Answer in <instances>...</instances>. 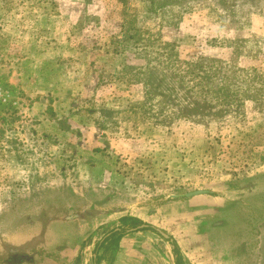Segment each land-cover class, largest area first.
<instances>
[{"label": "rangeland", "instance_id": "rangeland-1", "mask_svg": "<svg viewBox=\"0 0 264 264\" xmlns=\"http://www.w3.org/2000/svg\"><path fill=\"white\" fill-rule=\"evenodd\" d=\"M122 217L264 264V0H0V264H94ZM122 229L112 264H174Z\"/></svg>", "mask_w": 264, "mask_h": 264}, {"label": "trees", "instance_id": "trees-1", "mask_svg": "<svg viewBox=\"0 0 264 264\" xmlns=\"http://www.w3.org/2000/svg\"><path fill=\"white\" fill-rule=\"evenodd\" d=\"M124 1L125 0H123V2ZM140 1H142V3L145 5L146 14L151 17H154L156 16V12L158 10L165 9L168 7H182L184 4H186L187 2H190L191 0H140ZM185 1L186 3H183ZM126 33L124 31L122 41L131 40L133 42H136V38L138 36L139 31L135 26H131L127 30ZM118 222L120 224V228H118L119 230L114 231L115 229H112V231L110 232V236L103 239L102 242L98 243L95 246V249H94L95 257L93 259L94 264H100L105 258L103 257V254L106 253L107 251H109L110 253L108 263L112 264V262L114 261V255L117 252V249L119 246V242L125 234L124 229H122V227L137 228L139 226L145 225L142 221H140L137 218H133V217H122L121 219H119ZM141 230L151 231L157 234L155 229L149 225H146L144 228L138 231H141ZM167 241H171V245L173 247L172 252H173V255L175 256V264H183L182 256L179 252V249L175 241L170 239V237L167 239ZM102 251H103V254L101 253V255H99V252H102Z\"/></svg>", "mask_w": 264, "mask_h": 264}, {"label": "crops", "instance_id": "crops-1", "mask_svg": "<svg viewBox=\"0 0 264 264\" xmlns=\"http://www.w3.org/2000/svg\"><path fill=\"white\" fill-rule=\"evenodd\" d=\"M142 226H144V225H142ZM160 237L162 238V240H166L167 241V239H168V238L165 239L162 236H160ZM253 238L254 237L252 236L251 239H246L247 240V242H246L243 237H240L235 242H233V245H235V248H237V251L235 252V254L230 255V253L232 252V248H231V249H228V251L226 252L225 257L223 255H220L221 256L220 259L221 260H226V261L227 260H229V261H233L234 260L235 264H257V262H259V260H260V257H259V253H257L254 250V240L255 239H253ZM256 239H259V235H257ZM169 242H170V245H171V241H169ZM229 244H231V243H229ZM245 244H246V246H245V250H244V245ZM171 247H172V245H171ZM258 248H259V244H258ZM172 249H173V247H172ZM238 249H241V250H238ZM250 249H251V251H250ZM119 250H120V244L118 246L117 251H119ZM116 255H115V259H116ZM172 255H173V252H172ZM173 258H174V264H175V256L174 255H173ZM208 259H209V262H212V260H215L217 258H215V257H213L211 255ZM182 260H183V257H182ZM183 264H184V261H183Z\"/></svg>", "mask_w": 264, "mask_h": 264}, {"label": "water", "instance_id": "water-1", "mask_svg": "<svg viewBox=\"0 0 264 264\" xmlns=\"http://www.w3.org/2000/svg\"><path fill=\"white\" fill-rule=\"evenodd\" d=\"M207 193V191H193V192H190V193H186L185 194V197H194V196H199V195H203V194H206ZM145 227V225L144 226H140V227H137V228H135V229H130V230H127L126 232L128 233V232H133V231H136V230H139V229H142V228H144ZM116 231H117V229H116ZM155 231L160 235V236H162L163 238H168L167 237V235L165 234V233H163V232H161L160 230H157V229H155Z\"/></svg>", "mask_w": 264, "mask_h": 264}, {"label": "flooded vegetation", "instance_id": "flooded-vegetation-1", "mask_svg": "<svg viewBox=\"0 0 264 264\" xmlns=\"http://www.w3.org/2000/svg\"><path fill=\"white\" fill-rule=\"evenodd\" d=\"M118 230H119V229H118ZM118 230H117V231H118Z\"/></svg>", "mask_w": 264, "mask_h": 264}]
</instances>
